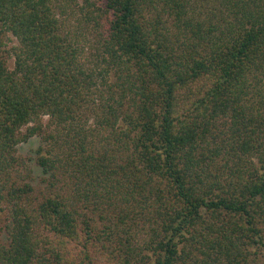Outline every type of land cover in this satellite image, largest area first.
<instances>
[{
	"label": "trees",
	"instance_id": "obj_1",
	"mask_svg": "<svg viewBox=\"0 0 264 264\" xmlns=\"http://www.w3.org/2000/svg\"><path fill=\"white\" fill-rule=\"evenodd\" d=\"M0 213V264H264V0H0Z\"/></svg>",
	"mask_w": 264,
	"mask_h": 264
},
{
	"label": "rangeland",
	"instance_id": "obj_2",
	"mask_svg": "<svg viewBox=\"0 0 264 264\" xmlns=\"http://www.w3.org/2000/svg\"><path fill=\"white\" fill-rule=\"evenodd\" d=\"M12 43H10L11 45ZM47 120V119H46ZM43 146L40 137L35 136L31 138L27 143H23L18 146V154L24 158L31 170V183L34 186L37 193L45 190L44 178L42 168L37 163L38 151ZM3 221V215L0 213V222Z\"/></svg>",
	"mask_w": 264,
	"mask_h": 264
}]
</instances>
